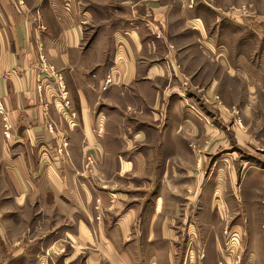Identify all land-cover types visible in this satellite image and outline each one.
<instances>
[{
  "label": "crops",
  "instance_id": "1",
  "mask_svg": "<svg viewBox=\"0 0 264 264\" xmlns=\"http://www.w3.org/2000/svg\"><path fill=\"white\" fill-rule=\"evenodd\" d=\"M243 3L252 6L247 15L234 8ZM263 7L264 0H0V102L11 127L6 137L2 115L1 264H176L177 233L159 217L167 206L172 218L162 190L174 148L186 140L179 127H195L200 109L198 120L212 125L196 88L223 101L220 77L249 70L245 84L256 91L250 78L264 69ZM41 54L64 76L68 115L57 86L38 90ZM201 76L210 80L196 86ZM107 77L114 83L104 90ZM26 213L36 216L28 228L40 229L33 240L19 233Z\"/></svg>",
  "mask_w": 264,
  "mask_h": 264
},
{
  "label": "rangeland",
  "instance_id": "2",
  "mask_svg": "<svg viewBox=\"0 0 264 264\" xmlns=\"http://www.w3.org/2000/svg\"><path fill=\"white\" fill-rule=\"evenodd\" d=\"M250 7L249 3H243L234 8L248 10L247 15ZM47 60L65 83L61 71L48 57ZM243 73L244 77L239 73L243 78L229 74L220 77L219 85L227 86L223 101L218 93L210 97L196 88L200 104L205 102L210 107L206 112L213 115L212 125L198 120L204 116L200 109L195 127H179L186 140L174 148L178 149V156L171 157L169 171L173 174L167 175L162 190L166 201L172 202L169 211L172 218L166 220L167 206L164 215L159 217L167 223V228L177 233L176 264H264V69L259 79L255 77L260 84L250 78L256 89L253 94L245 84L252 73L249 70ZM107 78L103 80L104 90L110 87L105 86ZM209 80L201 76L195 85L202 86ZM47 82L42 89L38 82L41 94L46 91ZM68 101L71 103L70 99ZM60 103L68 115L70 105L65 108V101ZM62 145V149L58 148L60 154L67 151V141ZM94 163L92 156H87V165ZM172 184L176 187H171ZM34 217L26 213L22 218L25 223L19 230V233H31L32 240L40 230L28 228L29 218ZM2 232L6 233L0 226V249L6 241V234ZM21 235L20 239L26 242L27 238Z\"/></svg>",
  "mask_w": 264,
  "mask_h": 264
},
{
  "label": "built area",
  "instance_id": "3",
  "mask_svg": "<svg viewBox=\"0 0 264 264\" xmlns=\"http://www.w3.org/2000/svg\"><path fill=\"white\" fill-rule=\"evenodd\" d=\"M248 10L246 11H242V9H240L241 13L246 14ZM39 68L41 70V73H39L40 75L38 76V82H40V86L39 89H42L45 81H50L52 84H54L55 86H57L60 90H61V101H65L64 103V107H68L70 105V102L68 101V92L66 90V85L63 82V77H61V75H59L56 70L54 69V66H52L48 60L45 54H41L40 55V59H39ZM50 79V80H48ZM113 78H107L106 82H105V86L109 87L113 84ZM42 85V86H41ZM0 114L4 115V121L5 124L4 126L6 127L5 130V135L6 137L10 136V125L8 124L7 121V117H6V113H5V109L3 104L0 102ZM66 146V144H63ZM62 149V148H61Z\"/></svg>",
  "mask_w": 264,
  "mask_h": 264
}]
</instances>
